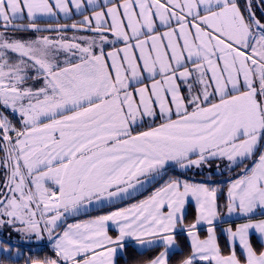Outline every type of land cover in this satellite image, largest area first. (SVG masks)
Segmentation results:
<instances>
[{
  "label": "snow or ice",
  "instance_id": "snow-or-ice-1",
  "mask_svg": "<svg viewBox=\"0 0 264 264\" xmlns=\"http://www.w3.org/2000/svg\"><path fill=\"white\" fill-rule=\"evenodd\" d=\"M216 161L239 171L180 178ZM221 208L243 222L218 233ZM257 209L264 12L253 0H0V227L46 233L53 253L25 264H117L129 241L159 249L138 264H264ZM0 252V264L23 256Z\"/></svg>",
  "mask_w": 264,
  "mask_h": 264
},
{
  "label": "trees",
  "instance_id": "trees-1",
  "mask_svg": "<svg viewBox=\"0 0 264 264\" xmlns=\"http://www.w3.org/2000/svg\"><path fill=\"white\" fill-rule=\"evenodd\" d=\"M256 10H257V15L258 16L261 15V12L258 9H256ZM65 22H72V21L70 19H68ZM238 171H239V169H236L231 174L228 171H226V172H224L222 174L220 173L221 174L220 176H222V177H219V178H218V175L211 174L210 178H205V177L198 176L200 178H192L191 179L189 177H186V179L193 180V181H200L202 183L215 184V183H219V182H226L230 175L234 176L236 174V172H238ZM171 175H173V174H171ZM165 178H167V176ZM151 189H152V185H150V187L145 192H143V195L147 194ZM141 196L142 195H138L137 198H139ZM131 201L132 200H129L128 202H131ZM221 203H223V198H221ZM221 209L223 210L224 208H221ZM91 214L92 215H96V214H99V213L96 212L95 210H93L91 212ZM187 215H188L189 221L194 217V209H193L192 206L187 209ZM81 217H87V216L86 215H81L79 218H81ZM203 231L204 230H201V235L203 234ZM217 231H218V233L221 232L219 230V228L217 229ZM178 240L183 241L184 237L183 236H179ZM0 242L2 244L8 245L7 241L5 239H0ZM224 242H225L224 238H222L221 239L222 246L224 245ZM252 242H253L254 246H256L257 248L260 247L259 241L253 236H252ZM14 248L21 249L23 251V256H21L18 260L15 259V258H13L11 260H8V264H25V259H26V257L29 254H32V255L36 254V255H39V256H45V255H52L53 254L52 253V248L48 247V246L40 248L39 251H30L29 247L23 246L21 244H16L14 246ZM158 250L159 249H156V248H150V249H147V250H143V252L141 254V251L137 250L132 245L127 244L126 250H124V252L122 254H120L116 258V262H117V264H138V262L146 260L147 258H149L152 255H154L155 252L158 251ZM7 256H9V255H7ZM6 259H7L6 255H2L1 258H0V261H4Z\"/></svg>",
  "mask_w": 264,
  "mask_h": 264
},
{
  "label": "crops",
  "instance_id": "crops-1",
  "mask_svg": "<svg viewBox=\"0 0 264 264\" xmlns=\"http://www.w3.org/2000/svg\"><path fill=\"white\" fill-rule=\"evenodd\" d=\"M240 3H241V5H244L245 4V2H244V0H240ZM253 3H254V5H255V0H253ZM256 6V5H255ZM73 11H75V10H73ZM80 19H82V17L81 16H79V15H73L72 17H71V23H73V22H75V21H77V20H80ZM66 20H68V19H66V18H64L63 16H61V17H59V19L58 20H56V19H50V20H48V19H46V20H44V21H41V23H64ZM64 21V22H63ZM70 23V22H69ZM45 34H48V33H45ZM74 33L71 31V30H69L67 33H66V35L68 36V37H71L72 35H73ZM51 35H55V33H52ZM106 51H107V49H106ZM226 163V162H225ZM212 165H215V171L217 172V170L218 171H220V170H222V165H224V164H220V162L219 161H216V162H214ZM217 165H219V167H217ZM214 171V170H213ZM214 171V172H215ZM180 178L181 179H186V178H183V177H181L180 176ZM166 179V178H165ZM190 181H192V182H200V181H193V180H190ZM150 187V184L149 185H146L145 186V190L143 191V192H145L148 188ZM148 194V193H147ZM147 194H145V195H147ZM139 195V194H138ZM137 195V196H138ZM140 198H143V196H141V197H139V198H137V199H140ZM131 202H133V201H131ZM131 202H128V203H131ZM122 206H124V205H122ZM192 207H193V209H194V205H192ZM262 212H264V210H260V209H257V211H256V215H255V219H261V218H264V215H261V213ZM87 217H81L80 219H86ZM69 222H73L71 219L69 220ZM243 222V219L242 218H239V217H237L236 215H233V216H231V217H228L227 216V212H226V208H224L223 210L221 209V220H218L216 223H217V225H218V228H219V230L222 232L223 231V229L224 228H226V227H228L230 224L234 227L235 226V224L236 223H242ZM206 229H207V225H203L202 226V229L201 230H204L203 231V234L202 235H204L205 233H206ZM0 231H1V228H0ZM252 236L253 237H255L256 239H257V234H255V233H253L252 234ZM31 237L33 238V239H38L35 235H31ZM1 239V238H0ZM40 239V238H39ZM41 239H42V241L44 242V243H48V245L52 248V246H51V244L49 243V240H48V236H47V234L45 233V234H43V236L41 237ZM258 240V239H257ZM37 241H39V240H37ZM126 244H130V245H132L133 247H135L137 250H139V251H141L140 249H138L137 248V246L133 243V242H126ZM4 244H2L1 242H0V247H4L3 246ZM13 249V248H12ZM14 251H15V249H13ZM22 253H23V251L22 250H20ZM124 251H122V252H120V253H118L117 254V257L120 255V254H122ZM2 255H5L4 253H2V252H0V258H1V256ZM7 255H9V256H12V253H9V254H7ZM116 257V258H117Z\"/></svg>",
  "mask_w": 264,
  "mask_h": 264
},
{
  "label": "rangeland",
  "instance_id": "rangeland-1",
  "mask_svg": "<svg viewBox=\"0 0 264 264\" xmlns=\"http://www.w3.org/2000/svg\"><path fill=\"white\" fill-rule=\"evenodd\" d=\"M220 164L222 165L224 163H220ZM222 167H223L222 170H220V171L217 170V172L214 169L215 165H212L211 168H209L208 166H205L202 170L201 169H190V170L184 172L181 175V177H183V178L189 177V178L192 179V178H200L198 176H201V177H205V178H210V175L214 174V175H218V178H219V177H222V176H220L222 173L227 171V169L225 167V164L222 165ZM180 171L181 170L176 169L175 173L170 171L168 173V175L179 174ZM0 228H1L0 238L1 239H5L7 241V244H8L7 246H11L15 250L18 249V248H14V246L16 244H21L23 246L29 247L30 251H37L40 248H43V247H46V246L50 247L48 245V243H44L41 238L40 239L39 238L38 239H33L31 236L30 237H26V236L22 235L21 233L16 232V231H14L13 229H11V228H9L7 226L0 227ZM37 240H39V241H37ZM3 246H6V245L4 244ZM19 250H21V249H19Z\"/></svg>",
  "mask_w": 264,
  "mask_h": 264
},
{
  "label": "water",
  "instance_id": "water-1",
  "mask_svg": "<svg viewBox=\"0 0 264 264\" xmlns=\"http://www.w3.org/2000/svg\"><path fill=\"white\" fill-rule=\"evenodd\" d=\"M245 1H246V0H245ZM255 2H256V4H257L259 10H260L261 12H263V10L259 7V5H258V3H257V0H255ZM41 24H42V26H47L48 24H52L53 27H55L57 23H41ZM59 24H68V25H71L72 23H59Z\"/></svg>",
  "mask_w": 264,
  "mask_h": 264
}]
</instances>
